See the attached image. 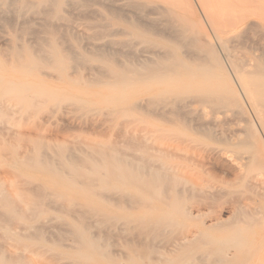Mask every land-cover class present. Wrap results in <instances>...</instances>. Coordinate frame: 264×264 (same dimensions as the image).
Listing matches in <instances>:
<instances>
[{
    "label": "bare ground",
    "instance_id": "obj_1",
    "mask_svg": "<svg viewBox=\"0 0 264 264\" xmlns=\"http://www.w3.org/2000/svg\"><path fill=\"white\" fill-rule=\"evenodd\" d=\"M1 1H3L8 7H13L19 10L20 11L19 13H21V15L23 14L22 12H24L23 10L26 8H27L26 10L28 11L29 10L28 8L41 7L42 12L45 13V15H47L48 17V20L46 22L44 21V24L40 26L41 31L38 30L39 32L37 35V41L34 46H31L26 43H20L18 41H15V43H12L11 41L10 42L12 44L11 48H10V44L7 45L10 48L9 49L10 55H12V57L15 60L14 62L16 63L15 67L21 66L26 71L28 70L29 72L28 75L30 73L40 71L38 74V78H40L39 80L40 83L39 84L36 83V85L34 86L25 84L24 82L13 83L14 81L13 79H16L13 77L11 78L13 80L11 81L12 83L9 81L10 83L7 84L4 78L5 82L3 81L4 83H1V84H3V86L7 84L6 93L10 94V96L12 95V97L9 96L11 101L14 100V98H16L18 99L19 102L17 100L16 101L20 104L21 102L20 99L22 97H19L20 98L19 99L17 95L20 94L19 91H23L24 89L25 90L28 89L27 91H29L30 88L32 90L34 89L33 92L35 93L48 90V88H50L51 86L49 87V83L47 79L58 80V82H60L61 78L74 75V78H75L74 81H77L75 85L82 84L81 82H86L87 86H90L92 84H98L100 87L107 86L108 90H110L108 87L112 89L110 90L111 91L110 94L103 96V98L105 99H101V97L100 99L102 101L106 100L110 104L114 105V108H112L113 116L122 114L123 110L124 111L125 110L126 111L136 110V112L139 111L138 113H141V115L144 116L145 120H143L144 121L143 122L139 118L140 116H138L137 119L134 118L136 119V122L134 120L135 125L139 124L137 120H141L144 124L145 121H148L149 117H151V119L149 120H152V118L156 119L163 125L165 124L172 125V128H170L171 131L166 130V129L162 130L161 127H157L158 131L162 130V133L164 132L163 135L160 133L158 137L168 138V140L171 141L166 146L163 147L164 148V150L162 149L163 151L162 150L158 151L157 155L155 154L156 152L154 153V155H152L153 151L152 152L150 151L151 155L149 156L148 155L149 150L147 151V149H146V153H148L147 154L148 156L143 153L142 155L136 154L137 150H135V148L133 147H132L133 149L132 148L130 149L136 151L135 153H133L134 156L132 154H131L132 156H129L130 154L128 155V153L124 154L123 152L117 149H105V148L92 149L89 147L91 150H87L88 148H85L86 151H79L78 149H74L71 147L74 145H70V148L69 146L68 148L56 146L58 148L54 147L56 149L52 150L51 147L53 146L46 144L44 147L47 146V148H50L51 151H49L50 149H48L47 151V148L46 149L43 148V150L40 148L39 150L36 149L38 152L37 151L35 152V150L32 151L34 149L33 148L31 149V152H32L31 153L29 152L30 151L29 150L28 151L29 156L27 154L24 161L20 160L19 162L16 163V166L25 167L27 169H35L36 171L38 170L40 172L47 173L48 177L46 178V180H50L54 185H58L59 187H61V190L58 189L57 191V192H60L59 194L57 193L59 196L66 197V195H68L70 192L71 193L73 192L71 195H74V192H75L76 194H78V196L80 195L84 197V201L86 203V205L85 203H82L83 205L81 206L79 205L80 207L79 211L74 210L73 215L76 219L75 220L76 224L75 225L71 224L70 225L72 226L71 228H69L70 226L63 228V226H66L65 223L63 222H66L67 224V221H63V222L60 221L62 222V225L60 223L58 228H59V231L61 230L60 227L62 228V230L60 232L58 230H56V233L54 232L55 236H57L56 238L58 239V237L60 236V239H65L66 241L67 239L69 240L72 237L71 239L74 240V243H75L74 248L76 247L75 248L76 250L75 249L74 250L77 253H78L77 251L78 249L88 248V252L91 251L93 254L90 253L92 257H89L90 259L88 258L86 262L83 259L84 260V262H82L83 264L88 263L89 260L93 261L94 259H98L102 261V259L105 260L104 258H108V259L111 258L110 260H112L114 264H121L120 262L121 259L118 260V257L116 256V254H115L116 257H114L113 253H112L113 255L111 254V251L116 253V251L112 248L116 246L115 244H117L119 247L120 240L122 238L121 234L114 232L115 234H117L116 236L120 234L119 235L120 238L118 240V243L114 242V246H113L111 245V242L113 243V241H111L113 238L110 237L108 232L110 233V231L113 230L112 227L116 225V223L120 221L122 217L117 215L115 212L114 214L113 212L109 213L108 209H104L100 205L103 204L107 206L108 208L109 207H119L121 209L120 213L124 209L123 208L124 206L129 208L128 210H134V211L136 209L146 207V209H148L150 212V214L148 213V215H150L148 216V218H145V217L139 218V217H142L141 216L142 213H143V216H146L144 215L145 210L142 209L143 211L140 212L141 215L140 216L136 215L139 218L137 219V223H136V220L134 221V218L132 220V218L129 215L125 217L124 219L126 220V222L131 221L133 224L135 222V225H136L134 227L136 231L135 235L139 236V237L137 236L138 241L137 239H135V242H134V240L133 241L131 240V236L133 237V232L135 231L132 229L133 231L132 233H130L131 236H129L128 231L125 232L126 233L125 235L127 236L123 237L125 238L124 240H126L125 241L126 243L125 242L124 243L127 244L128 243L127 240L128 241L129 239L131 240V242L127 244L128 253L126 252L129 255V258H132L133 255L135 254H138L137 258L145 262V258L147 257V254H149V257L151 256L150 264H187L188 260H191V262H194L195 264L197 263L199 264H202V263H206V264H249V263L250 264H264V256H263V251H264V239L263 238L264 237L261 236L262 240L258 242L256 241V246H255L254 241L253 243H250V241L247 239V234L252 229H254L256 226L263 224L264 222V212L261 210L262 208L261 209H249L245 207L244 205L240 206L241 205L240 204L239 206L235 207L234 210L231 211L230 216H225V213L227 212L229 207L227 206L228 202L223 200L224 196L222 192L221 194H217L215 191H208L202 187H199L197 184L191 182V180L189 181L184 178H180L178 176L181 172H184V170L189 166V164H191L190 163L192 162L191 154L195 152L198 149V147L200 146L203 147L204 145V142L202 141L203 145L199 146L201 140H197L198 138L196 136L218 138L217 137L218 133L220 132V130L222 131L221 125L219 124L217 120L213 121L214 118H212V120L210 119L211 121L204 119V114L202 113V111L206 107H210V109L211 108L213 109L223 108L226 111L228 110L229 112H231V117L234 120L233 122L236 125V128H232L229 126L230 128H228V130H230L231 133L235 137H241V135L246 136V137L244 136L245 138L241 140L242 143L240 142L241 144L239 145L243 144V145L251 146L252 141H254V140L251 141L250 137L254 136L255 135L254 132L256 131H255L254 126L252 125V122L251 123L249 122L250 120L247 117L249 113L248 111L252 112V113L250 112L251 116L254 115L258 125L260 126L264 134V0H196L198 6L196 5L195 0H172V1H175L173 3H176L180 7L187 9V13L188 12L192 14L199 13V15H201L200 20H198L197 22L196 27L191 26L188 23V20L192 21L193 19L191 20V18L186 17L188 19L186 21V19L181 18L175 15V13H173L172 8L173 7L175 8L174 6L175 4L173 5L171 0H78L80 4L89 7L90 9L89 12L91 13L88 12V14L90 15L92 14L93 18H95L98 24H100V26H102L103 29L105 30L104 32L105 34H104L101 31L102 27H100L101 29L99 30L101 31L100 34L105 35V36L102 35V37L104 36L103 38L106 37V34L107 36L108 35L109 36L111 35L112 36H122L123 35L124 37H127V39L121 40L119 43L115 39H113V41L109 40L110 42H113V44L117 42L120 46V49H113L114 47L113 48L110 47L112 46L110 44L109 45L110 49L106 47V49H104L103 51H98V52L90 51V52H93L92 56H89L86 53L75 51L74 50L75 48L67 49V47L74 45L67 40H66L67 42L65 43L62 42L64 40L61 41L62 44L64 43L63 45H65L66 48L60 49L56 47L58 46L56 44L58 43L56 42L57 38L60 39V36L66 38L68 37L69 34H70V37L72 36L71 33H68L66 31V29L63 30V32L61 31L62 29H60V26L62 24L58 26L56 23L53 22L54 19H59V20L63 19L64 11H66L65 6L66 5L70 6L69 4L70 0H1ZM1 5L2 4L0 3V7ZM74 9H76V7ZM4 10H2L3 13H4ZM2 11L0 10V12ZM71 11L74 12L73 9ZM4 15H6V13ZM41 15L43 14L41 13ZM84 18H85V15H84ZM3 19L4 18H2V20ZM6 19H10V18L7 17ZM15 21L17 20L15 19ZM72 21H75V19ZM35 25L37 26V24ZM10 26L11 28H13L12 25ZM62 26L66 28L64 24ZM67 26L69 27V25ZM94 27L95 25L93 26V28ZM23 29L28 30V28L27 27L24 28V26H23ZM31 29H32L31 27L29 31L27 30L20 31V29H18L19 30L18 32L22 33L26 31L25 33L28 32L29 34L31 32ZM34 30L35 32L34 31L33 32L37 33L36 29ZM42 32L43 33L45 32V33L39 34ZM62 34L64 36H62ZM151 37H157L158 39H162L163 42L153 43L151 42ZM79 39H81L79 42L81 43L83 39L82 38H79ZM68 42L70 43V46L69 44L66 45V43ZM145 42H148L149 45L145 44L146 46H143L142 44ZM90 44H93V43H90ZM94 44L99 46V44L97 43H94ZM98 46H95V48ZM59 47H61V45ZM100 47L101 46H99V48ZM0 54H1V51H0ZM5 55L6 54H4L3 52L1 56H5ZM91 59L100 60L102 61V63H104V65L99 68H97L98 66L96 67L95 65H93L92 67L95 66L96 69L94 67L93 69L90 70L87 67V65L89 64L88 61H90ZM83 66L84 67L86 66L89 70V72L87 71L89 74L86 76H81L80 74L81 67ZM19 69L21 68L19 67ZM44 69L49 70V73L48 72L45 73L43 71ZM2 72L4 71L2 70ZM21 73L25 74V76L27 77L26 75L27 72L24 73L23 71ZM45 74L47 76L44 78L40 76V75L45 76ZM29 76L31 77L32 74H30ZM33 76L32 78H35ZM35 76L37 78V75ZM17 82H20V80L19 81L17 80ZM27 83H30V81ZM3 86L1 85V87ZM4 88L6 87H3V89ZM53 88H56V87H53ZM83 89L86 90L87 88H83ZM79 90L80 89H78V91ZM3 91L4 90H2V92ZM17 91L19 92V94H17L18 93ZM27 91L25 92L26 94H27ZM102 92L104 93L106 91L104 90ZM80 93L81 92H79L78 94ZM3 94H5V92ZM47 94H48L47 96H49V93ZM81 94H83V92ZM131 94H141L143 96L142 98H140V100H138V102L136 101L137 103H130L129 99H130ZM89 96L90 95H88V99H89ZM1 97H3V95ZM4 97L6 98V96ZM9 97L7 95L6 99H8ZM85 97H87V95ZM3 98L1 99L3 100ZM30 99L33 101L34 98L32 97ZM43 99H44V102L48 100V99L46 100L45 97ZM26 101H28V99ZM34 101H36V99ZM88 101H91V100L89 99ZM22 104H20L21 107H22ZM78 104L81 107L77 106L76 107L77 109H75L76 111H78V109L88 108L87 106L88 103L85 101H79ZM27 105H30V104L28 103ZM36 105L31 104L32 108H34ZM56 105H60L59 101H58V104ZM247 105L249 106L248 108H250V110H248ZM28 107H25V108L28 109ZM36 107L35 109H32V108L30 109L38 110ZM90 109H91L90 111L93 113L94 109L92 108ZM213 109L211 111L217 114V112H215ZM100 111L101 110L99 109L97 113ZM222 111L220 113L223 114L224 111L223 112ZM0 112H2L3 114V111H0ZM82 113L83 111L80 114L81 116H82ZM2 114L0 113V115ZM6 114L4 112L2 117L7 116ZM135 114L137 116V113L133 112V116L131 117L133 118ZM125 115L128 116L127 114ZM113 116H110V117L113 118ZM117 117L119 119L120 116H117ZM131 117L129 114L127 118H130V120H132ZM226 117L227 116H225V118ZM246 118L248 120H246ZM241 121H245L246 123L241 124ZM112 122L114 121L112 120ZM131 122L133 123V121ZM227 123L228 122H226V124ZM253 123H255V121ZM257 123H255V125ZM258 125H256L257 129H259ZM143 126L147 128V124ZM182 126L185 127V129L183 128L184 130H182V132L179 131L181 133L180 134L177 129H179ZM151 127H153V125H151ZM261 130H259V132ZM183 131L185 132V134H182ZM228 136L229 138L223 136L225 138V139L223 138L224 142L226 140L227 142H229L230 140H232V138H234L233 136L231 137L230 135ZM131 137L133 138V136ZM194 137H196L197 139H195ZM262 140H264L263 137H262ZM45 141L46 140H44V142ZM132 141L133 140H131V142ZM39 144L41 146V144H45V143L40 142ZM132 144L135 145L136 143L133 142ZM205 144L207 143L205 142ZM257 144L258 143H256V147H257ZM233 145H235V143ZM116 146L118 145L116 144ZM113 147H115L114 144H113ZM140 147H138L137 149L141 150ZM259 147L261 146L259 145L258 148ZM121 148L123 147L121 146ZM126 148L127 149H125V151L127 152L129 147H126ZM214 148H207V149H214ZM248 148L250 149L249 146ZM261 148H264V147H261ZM246 149L244 148V151ZM11 150L13 151L14 147ZM144 150L145 149H143V152ZM250 150H248V152ZM214 151L216 150L214 149ZM16 152H18V150ZM33 152L35 153L33 154ZM13 153L16 155L15 151H13ZM30 153L32 154V156ZM261 153H259L258 155L260 156ZM248 154L251 155V151ZM262 155L263 154H261V156ZM254 156H253V159H254ZM257 158L259 159L260 157L256 156V159ZM246 159H247L246 162L242 161L244 163L243 164L241 163L238 166L241 171L244 168L246 169L247 167L249 171L251 167V166L249 167L250 165L249 163L250 161H252V156H249ZM258 162L256 163H258L259 165L255 163L253 168L255 167V165L258 167L260 166L261 168L260 170L263 174V176L262 175L261 176L264 177V158L263 159L260 158ZM13 164L15 165V163ZM256 168L257 167H255V169ZM260 170L258 169V172ZM89 171H92V172H89ZM248 171L246 170V172L249 174ZM254 171H257V170H254ZM18 173L14 175L20 176L19 175L20 173L19 174ZM243 173H244V170H243ZM21 174L24 175L26 173H22L21 171ZM18 176L16 179H19L17 181H19L18 183H20L18 184L19 186L18 188L20 189V185L24 181V178L21 179V176L20 178ZM32 178L31 180L32 182H34L33 181L34 178L33 179ZM27 179L28 178L25 179L24 184L21 186L22 188L23 186L26 185ZM27 184L29 186L28 187L26 185L28 189L33 187L29 185V182ZM102 184H105V185L107 184L108 187L106 189H104L105 186H103L104 188L103 187L101 188L100 185L102 186ZM54 185L51 184V186H54ZM45 186H47L50 189V187L47 184ZM126 186H129V187L132 186L136 188L138 192L134 190L132 187H130L135 191V194L133 193L134 191L132 189L131 190L133 192L130 191L131 193H129L128 192L129 190H124V187ZM47 187H44V188H47ZM40 188H41L40 185L39 187L38 186L35 188L33 187L29 190L30 192L24 188L23 189L25 191L24 190L22 191L21 189V192L23 193L25 198H27V196L25 195L27 192L31 197H33V198L31 197L29 198L30 200L33 199L31 200L33 201V205H30V213L31 215L36 216V217L41 214L42 209H43L42 205H45L46 206L45 208H47L48 207L47 205H49V203L50 205L54 203L55 205L59 204L60 206H63L64 204V201L59 202L55 198L52 199L50 195H48L51 193L53 194L54 191L50 193L47 192L48 193L47 194L45 190H43L42 188L40 189ZM49 189L48 191H52L51 189L50 190ZM246 189L248 190V188ZM5 192L2 190L0 186V209L3 210V212L0 210V212H2L0 213V222H2V226L4 223H5L4 225L9 224L8 228L13 229L14 224L17 223L15 225V227H17L19 223L17 220L18 218H20L21 220L23 218L24 220L25 210L23 209L24 211L21 212L22 209H19L16 206V203L12 201L13 199H10V197H8ZM24 192L26 193L24 194ZM138 193H140V195H138ZM227 193L230 194V192H227ZM218 195H222L223 197L222 196H219V197L223 199L221 200L218 197ZM254 195L250 193L249 196L251 197L253 196L254 198ZM260 196L261 194L259 195L260 199L264 198V195H262L263 196L262 198ZM239 197H241V195L238 196V198ZM94 198H96V200H94ZM189 199H194L195 202H197L198 200L201 205H205L206 210L208 211L207 216H206L207 212L203 214V212H201V209L198 210L199 212L195 213V211L192 208H185L183 205L185 201H188ZM243 199H245V197H243ZM71 200H74V199H71ZM97 202H101L100 205ZM79 207L75 206L76 209ZM135 207L137 208L135 209ZM162 207L168 208V211L167 210L165 211ZM169 207L174 208L172 210H175V211H172V213L169 212ZM49 208L50 206L48 207V211H51L49 210ZM53 208L55 207L51 205V209ZM75 208L72 207V209H75ZM70 209H68L69 212H70ZM55 210L53 209V212L57 214L59 213V210L61 209L57 210L56 212ZM64 210H65V207H63V213H66L67 211H64ZM44 211L46 212L47 210H44ZM177 213L179 216L183 217V219H189V220H192V219L194 220L195 218L199 220L198 219L199 216H202V219H200L199 221L201 222L199 228L196 229L195 231L184 229L186 233L184 231V233H182L181 235L178 234V237H177V234H175L176 237L175 238L173 237L174 239L172 240L167 239L168 242L165 240V242L167 243H165L164 247H162L163 245L160 246V248L162 247V249L156 248V247H159L160 244L164 243L160 239L162 243L160 244L158 243L159 245H156L160 237H164L169 231L172 232L174 230L177 231L176 229L178 230L182 229V228L176 227V223L178 224L179 221L177 219L175 223L176 218L174 217V214L176 216ZM22 215H23L22 218L18 217ZM124 215H127V214H124ZM70 216H72V213L70 214ZM131 216L135 217L134 215H131ZM204 216L205 218H203ZM48 217H51V216H48ZM26 218H28V215L26 216ZM33 218L34 217H32V220L27 219L28 220L27 222L34 221L35 219L33 220ZM37 218H40V217H37ZM42 218L43 217L41 216L40 219ZM90 218L91 219L96 218L97 222L99 223V227L102 224L111 225L109 228L112 230L108 231L109 230L108 229L105 232L104 231L105 225H104V227L102 226L104 228V229L102 228L103 231L105 232L104 233L97 226L96 229H99L100 233L101 231L103 232L102 234H100L101 235L100 236L98 234L99 230L98 232L97 231L94 232V229L91 231L93 223L90 224L91 222L89 221L91 220ZM207 219H209V221H207ZM40 221L39 222L36 221L37 223L35 225L37 226L38 224V227H35V228L33 227V229H35L33 230V232L34 231L35 232L32 234L29 232L31 234V237L33 235L34 236L36 235L37 238L38 237L40 238L41 236L43 237V230L41 228L42 227L45 228L46 226L44 224H47V223L43 222L42 220ZM48 221H50V218L48 219ZM11 222L14 224H11ZM126 222L123 223L124 225H122V222H121L120 225L126 227L128 223ZM31 223L33 226V222ZM118 223L117 225L119 226ZM25 226L18 225L19 229L22 227H24V229L25 228L27 229V227ZM3 227L5 228V226ZM93 227H94V224H93ZM118 229L121 230V228H118ZM47 231L45 230L44 232L47 233ZM53 231L54 230H52V232ZM58 232L61 234H59ZM93 232L96 234H94ZM0 233L2 232L0 231ZM9 233L10 232H8V234ZM18 233L19 232H16V234ZM21 233L22 232L19 233L20 237L22 234H25V233H22V234ZM29 233H26V234L30 235ZM105 234H106V237L109 236L111 240L109 238H106L105 236H104L105 238H103L102 235H105ZM110 234L112 235L113 231ZM55 236L53 237L55 238ZM66 236L68 237L70 236V238ZM169 236L170 235L168 234V237ZM2 237H0V239H2L1 242L2 241L5 242L6 240L8 241L9 236L7 237L6 240H4L5 237L3 238ZM24 237L26 238L27 236H24ZM47 237L48 236H46V238L44 239L42 238L43 241L45 239L47 240ZM126 237H128V239ZM168 237L165 236L164 238L166 239ZM14 238L17 241H14L13 238L11 239L9 237L10 240L17 242L19 246L24 244V247L26 248L28 246H31L33 250L35 249L32 245L24 242V239L22 238L19 239L22 242V244H19L21 242L18 240L19 237L17 235ZM115 238L118 239V237H115ZM60 239L58 240L60 241ZM50 240L49 242L52 243ZM7 241L6 243L8 244ZM107 241L112 248L108 246V244H106ZM12 244L13 243H11V245ZM123 244L121 243L120 245H122V247L124 248L126 245L124 246ZM14 246H16V244ZM19 246H16V247L19 248ZM39 246L40 245L38 244V248ZM54 246L56 250L57 245L54 244ZM6 247L7 246L5 244H1L0 250L4 251L3 248L5 249ZM108 247L111 248L110 253L108 251ZM19 249H21L22 251V248H19ZM231 249H234L232 250L234 251L233 253L230 251ZM123 250H125V248ZM1 251H0V264H28L27 260L24 257L22 258V255H24L22 253H20V255L22 254L21 256H19V254L17 255L18 257H21V258H18V257L12 258L11 257L12 255L10 257L7 256L9 254L7 253L6 250H5L6 255L2 253ZM229 251L232 253V256L229 255ZM50 252H53V251H50ZM59 253L63 254L61 251ZM121 254L124 255L123 252H121ZM63 255H66V254H63ZM118 255H119V252H118ZM127 256L123 257V259L126 258ZM53 258H56V257H53ZM129 258H126V259L129 260ZM73 259L75 260V258ZM80 259L81 258H79V260ZM126 261L124 263L128 264L129 262L126 263ZM129 261H133V260L131 259ZM133 263H129V264H133Z\"/></svg>",
    "mask_w": 264,
    "mask_h": 264
},
{
    "label": "rangeland",
    "instance_id": "obj_2",
    "mask_svg": "<svg viewBox=\"0 0 264 264\" xmlns=\"http://www.w3.org/2000/svg\"><path fill=\"white\" fill-rule=\"evenodd\" d=\"M172 1V0H171ZM173 2H175V1H172V3ZM195 2H196V0H195ZM0 3L2 4L1 5V7H0V10L2 11V10H4V13H3V11L2 12H0V51H1V54H0V75L2 76H0L1 78H0V87H1V85L3 86V84H1V83H4L5 81H6V83L7 84H9L11 81H13V83H22V82H24L25 84H29V85H31V86H34V85H36V83H40V78H38V74H39V72L40 71H36V72H33V73H30V74H32V76L34 75V73H35V75H37V78H36V76L34 75L33 77H35V78H32V76L30 77L29 75H28V70L26 71L23 67H21V66H19L21 69H19V67H15V64L16 63H14L15 62V60H14V58L12 57V55H10V51H9V49L11 48V46H12V44L10 43L11 41H12V43H15V41H18V42H20V43H26V44H29V45H31V46H34L35 44H36V41H37V35H38V32L39 31H41V29H40V26H42L43 24H44V21L46 22L47 20H48V17H47V15H45V13H43L42 12V9H41V7H35V8H28L29 10L27 11L26 9H24L23 11L24 12H22L23 14L21 15V13H19L20 11L19 10H17V9H15V8H13V7H8L3 1H1L0 0ZM69 4H70V6L69 5H66L65 6V10L66 11H64V17H63V19H54V23H56L58 26H60L61 24L63 25H65L66 26V28L64 27V26H60V29H62L61 31L63 32V30H65L66 29V31L68 32V33H71V37H70V34L68 35V37H61L60 36V39H56V42H58V43H56L58 46H56L57 48H60V49H64V48H66V46L65 45H63L65 42H67V41H69L70 43H72V44H74V45H71L70 46V43L68 42V43H66V45L67 44H69V46L70 47H67V49L69 48H72V49H74L75 51H78V52H82V53H86L87 55H89V56H92V54H93V52H90V51H96V52H98V51H103L104 49H106V47L108 48V49H110V47H114L113 49H120V46H119V42L121 41V40H124V39H127V37H124L123 35L122 36H107V34H106V37L105 38H103L105 35V30L103 29V27L102 26H100V24H98V22H97V20L95 19V18H93V15L91 14H88V12H89V7H87V6H84V5H82V4H80L79 2H78V0H77V2H76V0H70L69 1ZM175 4V5H174ZM173 5L175 6V8L173 7ZM173 5H172V11H173V13H175V15H177V16H179V17H181V18H184V19H186V21L188 20L186 17H188V18H191V20L193 21H189L188 20V23L191 25V26H194V27H196L197 26V22H198V20H200V17H201V15H199V13L197 14V13H187V9H185V8H182V7H180L178 4H176V3H173ZM196 5L198 6V4H197V2H196ZM68 6H69V8H68ZM79 6H80V8H79ZM176 6H178V7H176ZM76 7V9H74ZM87 7V8H86ZM40 9H41V11H40ZM74 10V12H72L71 10ZM10 12H9V11ZM14 10V11H13ZM16 10H17V12H16ZM12 11V12H11ZM34 11V12H33ZM35 11H37V12H39V13H37V12H35ZM69 11V12H68ZM9 12V13H8ZM27 12V13H26ZM71 12V13H70ZM6 13V15H4ZM25 13V14H24ZM37 13V14H36ZM41 13L43 14V15H45V16H43V15H41ZM69 13H70V15L72 14V15H74V16H70L69 15ZM89 13H91V12H89ZM182 13V14H181ZM184 14H186V15H184ZM190 14V15H189ZM196 14V15H195ZM84 15H85V18H87V19H85L84 18ZM184 15V16H183ZM191 15H192V17H191ZM92 16V17H91ZM7 17H9L10 19H6ZM46 17V18H45ZM67 17V18H66ZM71 17V18H70ZM75 17H77V18H75ZM2 18H4L3 20H2ZM13 20H12V19ZM15 19L17 20V21H15ZM42 19H44V20H42ZM74 20L75 19V21H72V20ZM30 20V21H29ZM23 21V22H22ZM33 23H32V22ZM69 21V22H68ZM12 25V27L13 28H11V26L9 25ZM18 23H19V25H18ZM40 23H41V25H40ZM94 23H96V24H94ZM8 24V25H7ZM35 24H37V26L35 25ZM90 24V25H89ZM14 25V26H13ZM32 25V26H31ZM34 25V26H33ZM67 25H69V27L67 26ZM95 25V27L93 28V26ZM23 26H24V28L25 27H27L28 28V30L27 29H23ZM29 26V27H28ZM71 26V27H70ZM72 26H74V27H72ZM4 27V28H3ZM9 27V28H8ZM18 27V28H17ZM30 27L33 29H31V34L33 33V34H35V35H31L30 33L28 34V32L27 33H25V32H18L19 30L18 29H20V31H24V30H27V31H29L30 30ZM36 27V28H35ZM100 27H102V30L100 29ZM2 28V29H1ZM42 28V27H41ZM12 29V30H11ZM34 29H36V32L37 33H34L35 32V30ZM17 30V31H16ZM39 30V31H38ZM71 30V31H70ZM99 30H101L104 34H100L101 33V31H99ZM34 31V32H33ZM13 32V33H12ZM16 32H17V34H16ZM62 32H60V33H62ZM65 32V31H64ZM24 33V34H23ZM45 33V32H44ZM43 32L42 33H39V34H44ZM76 34H77V36H76ZM19 35V36H18ZM23 35V36H22ZM30 35V36H29ZM102 35H104L103 37H102ZM23 38H21V37ZM62 36H64L63 34H62ZM81 36V37H80ZM25 37V38H24ZM122 37V38H121ZM62 38V39H61ZM63 38H65V39H63ZM75 38V39H74ZM79 38H82L83 40L81 41V43H79L80 42V40L81 39H79ZM29 39H31V40H29ZM36 39V40H35ZM97 39V40H96ZM113 39H115V40H117L118 41V43L116 44H113V42H110L111 40L113 41ZM23 40V41H22ZM62 40H64V41H62ZM67 40V41H66ZM88 41V43H87V41ZM110 40V41H109ZM158 40V41H157ZM64 42L63 44H62V42ZM92 41V42H91ZM109 41V42H108ZM61 42V43H60ZM97 43V44H99V46H101L100 48L102 49H100L99 48V46L98 45H96V44H90V43ZM106 42H108V43H105ZM151 42H153V43H161V42H163V40L162 39H158L157 37H151ZM87 43V44H86ZM10 44V48H9V46H7V45H9ZM79 44V45H78ZM112 45V46H110L109 47V45ZM145 44H147V45H149V43L148 42H145V43H143L142 45L143 46H146ZM61 45V47H59ZM81 45V46H80ZM106 45V46H105ZM75 46V47H74ZM84 46V47H83ZM95 46H98V47H96L95 48ZM83 48V49H82ZM112 49V50H113ZM3 50V51H2ZM3 52H4V54H6L5 56H1L2 54H3ZM8 52V53H7ZM8 54V55H7ZM10 56V57H9ZM9 58V59H8ZM11 58V59H10ZM9 62H8V61ZM14 60V61H13ZM5 61V62H4ZM8 63V64H7ZM89 63V64H88ZM88 65H87V67L91 70V69H93L95 66L97 67V68H99V67H101V66H103L104 65V63H102V61H100V60H97V59H91L90 61H88ZM97 64V65H96ZM93 65H95L94 67H92ZM3 66V67H2ZM2 67V68H1ZM86 66L84 67H81V76H86V75H88L89 73V70H88V68H87ZM96 67H95V69H96ZM2 70L4 71V72H2ZM13 70V71H12ZM47 69H44L43 71L46 73V72H48L49 73V70H47ZM23 72L24 71V73L25 72H27V77L25 76V74H23V73H21V72ZM88 71V72H87ZM22 76V77H21ZM26 78H25V77ZM29 76V77H28ZM41 77H46L47 75L45 74V76L44 75H40ZM8 77H9V79H11L12 77L13 78H16V79H11V80H9L8 79ZM20 77V78H19ZM4 78H5V81H4ZM16 80V81H15ZM17 80L19 81L20 80V82H17ZM24 80V81H23ZM27 80H29L30 81V83H27V82H29V81H27ZM75 80V78H74V75H72V76H69V77H64V78H61L60 79V82H58V80H52V79H47V81H48V83H49V87L50 88H48V90H46V91H42V92H38V93H35V92H33L34 91V89L32 90L31 88H30V92L29 91H27L28 89H24L23 91H19L20 92V94H19V92L17 93V94H19V95H17L18 96V98L19 97H22L21 99H20V101L23 103H21L20 102V104H22V107H21V105L18 103L19 101H18V99H16V98H14L15 97V95H14V100H12L11 101V99H10V97H12V95L10 96V94H7L6 93V89H7V84H5L3 87H6V88H4L3 89V87H1L0 89H2V90H4L3 92H2V90H0V111H3V114H4V112H5V114L8 116V114H9V116L7 117V116H4V117H2V112H0L2 115H0L1 117H0V186H1V188H2V190L6 193V195L8 196V197H10V199H13L12 201L14 202V203H16V206L19 208V209H22V211L21 212H23L24 210H25V216H24V220H23V215L22 216H18V217H21L22 218V220L20 219V218H18L17 220H18V225L19 226H25V227H27V229L25 228L24 229V227H22V228H20L19 229V227H18V225H17V227H15V225L17 224H14V223H12L11 222V224H14V226H13V229H11V228H8L9 227V224H6V225H4L3 224V226H5V228L2 226V222H0L1 224H0V231L3 233H0V234H2V235H0V237H5L6 235V237H5V239L4 240H6L7 239V237L9 236L11 239L13 238V240L14 241H17L14 237L17 235L19 238H18V240L20 239V238H22V239H24V242H26L27 244H30V245H32L35 249L33 250V248H31V246H28L27 248L26 247H24V244H22V242L21 243H19V244H22V245H18L17 244V242H14V241H12V240H10L9 239V237H8V244L6 243V241L5 242H1V240L2 239H0V243L1 244H5L7 247V249L5 248H3V250L4 251H1L2 253H4L5 255H6V251H7V253L9 254V255H7V256H11L12 258H17L18 256V254H19V256H21L22 254H26L25 256L24 255H22V258L24 257L26 260H27V262H28V264H83L82 262H84V260H85V262H86V260L89 258V257H92L91 256V254H93L91 251H89L88 252V248H83V249H78L77 251H78V253L75 251L76 249V247L74 248V246H75V243H74V240H72L71 238H70V236L68 237V236H66V237H68V238H70L69 240L67 239L66 241H65V239H60V236L58 237V239H60V241L56 238L57 236H55V233H56V230H58L59 231V224L61 223V225H62V222L63 221H67V224H66V222H63V223H65V225L66 226H63V228H65V227H69L71 224L72 225H75L76 224V222H75V217H74V215H73V212H74V210L75 211H79L80 210V207H79V205L81 206V205H83L82 203H85V201H84V197H82V196H78V194H76L75 192H74V195H71L72 193L70 192L68 195H66V197H61V196H59L58 194L60 193V192H57L58 191V189H60L61 190V187H59L58 185H54L50 180H46V178L48 177V175H47V173H45V172H40V171H36L35 169H27V168H25V167H19V166H16V163L17 162H19L20 160L21 161H24V159H25V157H26V155L29 153V152H31V149H33L32 151H34L35 150V152L37 151L36 149H42L43 150V148H47V146L46 147H44L46 144H48V145H52L53 147H51V149L53 150V149H56V148H58V147H67L68 148V146H69V148H70V145H74V146H71L72 148H74V149H78L79 151H86V149L85 148H88L87 150H91L90 148H92V149H99V148H105V149H117V150H120L121 152H123L124 154L125 153H128V155L129 156H132L133 155V153H135L136 151H134V150H132L133 148H135V150H137V153L136 154H141L142 155V153L143 154H148L149 156L151 155L150 154V151L152 152L153 151V153H152V155H154V153L157 155L158 154V151H160V150H164V146H166L169 142H171L170 140H168V138H159L158 136H159V134L161 133L162 135H163V133H162V130L163 129H166V130H169V131H171L170 130V128H172V125L170 124V125H168V124H165V125H163V124H161L159 121H157L156 119H153L152 118V120H149V119H151V117H149V119H148V121H145V123L147 124V128H145L143 125H146L145 123L143 124V120H145V118H144V116L143 115H141V113H138L139 111H137L136 112V110H128V111H124L123 110V112H122V114H119V115H116V116H113L112 115V108H114V105H112V104H110L109 102H107L106 100L104 101H102L101 99H105V98H103V96L104 95H107V94H110V90H112L110 87H108L110 90H108L107 89V86L105 87V86H102V87H100L98 84H92V85H90V86H87V84H86V82H81L82 84H77V85H75L76 84V82L77 81H74ZM4 81V82H3ZM10 81V82H9ZM25 81H27V82H25ZM33 81V82H32ZM12 83V82H11ZM83 85V86H82ZM9 86V85H8ZM30 86V87H31ZM60 86V87H59ZM53 87H56V88H53ZM70 88V89H69ZM72 88V89H71ZM83 88H87L86 90L85 89H83ZM52 89V90H51ZM56 89V90H55ZM77 89V90H76ZM78 89H80L79 91H78ZM98 89V90H97ZM103 89V90H102ZM68 90V91H67ZM106 91V92H102V91ZM27 91V94L25 93ZM77 91V92H76ZM5 92V94H3ZM29 92V93H28ZM79 92H83V94H78ZM31 93V94H30ZM47 93H49V96H47L48 94ZM42 94V95H41ZM46 94V95H45ZM3 95V97L4 96H6V98H7V95H8V99H6L5 97L3 98V97H1ZM30 95V96H29ZM38 95V96H37ZM44 95V96H43ZM81 95H83V96H81ZM87 95V97H85ZM88 95H90L89 96V99L92 101V103H91V101H88L89 99H88ZM135 95V96H134ZM16 96V97H17ZM29 96V97H28ZM35 96H36V98H35ZM40 96V97H39ZM44 98L45 97V99L47 100L46 102H44V99L42 98V97ZM51 96V97H50ZM132 96H133V98H132ZM138 96V97H137ZM142 96L143 95H141V94H131L130 95V99H129V102L130 103H137L138 102V100H140V98H142ZM34 98L33 99V101L30 99V98ZM47 97V98H46ZM55 97V98H54ZM57 97V98H56ZM100 97H101V99H100ZM106 97V96H105ZM1 98H3V100L1 99ZM64 100H62V99ZM28 99V101H26ZM36 99V101H34ZM55 99V100H54ZM61 99V100H60ZM4 100H6V101H4ZM18 102H17V101ZM57 103H56V102ZM58 101H59V103H60V105H56V104H58ZM79 101H85V102H87L88 104H87V106H88V108H82V109H78V111H76L75 109H77L76 107L77 106H79V107H81L79 104H78V102ZM137 101V102H136ZM33 102V103H32ZM96 104H95V103ZM30 104V105H27V104ZM56 103V104H55ZM73 103H75V104H77V105H75V104H73ZM8 104V105H7ZM31 104L32 105H36L35 107L38 109V110H32V109H35V107L34 108H32V106H31ZM41 104V105H40ZM55 104V105H54ZM247 104V103H246ZM75 105V106H74ZM2 106V107H1ZM29 106V107H28ZM31 106V107H30ZM25 107H28V109H26ZM41 109H40V108ZM107 107V108H106ZM122 107V106H121ZM249 106L247 105V108H248ZM1 108H2V110H1ZM30 108H32V109H30ZM46 108V109H45ZM90 108H92V109H97V110H95V112L97 113V111H99V109L101 110L100 112H98L97 114L94 112V110H93V113L90 111L91 109ZM109 108V109H108ZM30 109V110H29ZM207 109V110H206ZM213 108H211L210 109V107H206L203 111H202V113L204 114V119H206V120H208V121H211L212 120V118H214L213 119V121L214 120H217L218 122H219V124L221 125V128H222V131L220 130V132L218 133V138H214V137H201V136H196V137H194L195 139H197V140H201V142H200V144H199V146L200 145H203V142H204V145H203V147L202 146H200V147H198V149L195 151V152H193L192 154H191V161L192 162H190L191 164H189V166L184 170V172H181L178 176L180 177V178H184V179H186V180H191V182H193V183H195V184H197L199 187H202V188H204V189H206V190H208V191H215L217 194H221V192H222V194H223V196H224V199L223 198H221V197H219V196H222V195H218V197L222 200H224V201H227L228 203H227V206L229 207V209L227 210V212L225 213V216H230V214H231V211L232 210H234V208L235 207H237V206H239L240 204V206H242V205H244L245 207H247V208H249V209H261L263 212H264V198H262L263 196L262 195H264V177H262L263 176V174H262V172H261V168H260V166L258 167V166H256L255 165V167H257L260 171V173L258 172V169L256 168L255 169V167L253 168V166H254V164L256 163V162H258V160H260V158L261 159H263L264 158V148H261V147H264V140H262V137H263V139H264V134H263V132H262V130H261V128H260V126L258 125V123H257V121H256V119H255V117H254V115L253 116H251V111H248L249 113H248V119L250 120L249 122L251 123L252 122V125L254 126V128H255V131L256 132H254L255 133V135L254 136H252V137H250V139H251V141L252 140H254V141H252V145L250 146V145H239V144H241L242 143V139H244L246 136L245 135H241V137H235L232 133H231V131L230 130H228V128H230V127H232V128H236V125L234 124V120H233V118L231 117V112H229L228 110L226 111L225 109H223V108H221V109H213L215 112H217V114L216 113H214V112H212L211 110H212ZM218 110V111H217ZM224 112H223V111ZM248 110H250V108H248ZM29 111V112H28ZM83 111V113H82V116L80 115L81 114V112ZM223 112V114L222 113H220V112ZM77 112V113H76ZM127 112V113H126ZM133 112L134 113H137V116H136V114L134 115V117L132 118L131 116H133ZM211 112V113H210ZM251 112V113H250ZM213 113H214V115H213ZM230 113V114H229ZM90 114V115H89ZM110 114V115H109ZM125 114H127L128 116H129V114H130V117L132 118V120H130V118H127L128 116H126ZM216 114V115H215ZM84 115H85V117H84ZM126 117H125V116ZM110 116H113V118L112 117H110ZM117 116H120L119 117V119H118V117ZM124 116V117H123ZM138 116H140L139 118L143 121H141V120H137V122L139 123V124H137V125H135V122H136V119H137V117ZM225 116H227L226 118H225ZM7 117V118H6ZM114 117H115V119H114ZM146 117V116H145ZM5 118V119H4ZM134 118H136V119H134ZM144 118V119H143ZM254 118V119H253ZM211 119V120H210ZM223 119H225V120H223ZM247 118H246V120H248ZM112 120L114 121V122H112ZM134 120H135V122H134ZM146 120H147V118H146ZM223 121V122H221V121ZM118 121V122H117ZM131 121H133V123L131 122ZM228 122L227 124H226V122ZM255 121V123H257L256 125H258V127H259V129H257L256 127V125H255V123H253ZM151 122V123H150ZM248 122V121H247ZM132 123V124H131ZM143 125H142V124ZM231 123V124H230ZM246 122L245 121H241V124H245ZM225 124V125H224ZM151 125H153V127H151ZM124 126V127H123ZM155 126V127H154ZM163 126V127H162ZM230 126V127H229ZM135 127V128H134ZM148 127H150V128H148ZM157 127H161L162 128V130H159L158 131V129H157ZM225 127H227V128H225ZM143 128V129H142ZM155 128V129H154ZM185 129V127H180L179 129H177L178 130V132L180 131V132H182V130H184ZM119 129H121V130H119ZM257 129V130H256ZM157 130V131H156ZM227 130V131H226ZM259 130H261L260 132H259ZM179 132V133H180ZM185 132H186V130H185ZM185 132L183 131V133L182 134H185ZM181 134V133H180ZM11 135V136H10ZM228 135H230V137L231 136H233L234 138H232V140H228L229 142H227V140L224 142V137H228L229 138V136ZM262 135V136H261ZM18 136V137H17ZM128 136H129V138H128ZM131 136H133V138L131 137ZM141 136H143V137H141ZM224 136V137H223ZM245 136V137H244ZM20 137V138H19ZM127 137V138H126ZM131 137V138H130ZM135 137V138H134ZM139 137V138H138ZM256 139H255V138ZM224 138V139H223ZM227 138V139H228ZM20 139V140H19ZM25 139V140H24ZM100 139V140H99ZM136 139H138V140H136ZM203 139V140H202ZM217 139V140H216ZM44 140H46L45 142H44ZM103 140V141H102ZM104 140H106V141H104ZM131 140H133L132 142H131ZM144 140V141H143ZM196 140V141H197ZM221 140H223V141H221ZM81 141H83V142H81ZM139 141V142H138ZM203 141V142H202ZM215 141V142H214ZM218 141V142H217ZM233 142V144L235 143V145H233L232 144V142ZM259 141V142H258ZM45 143V144H41V146H40V144L39 143ZM129 142V143H128ZM133 142H135L136 144L134 145V144H132ZM142 142H143V144H142ZM205 142L207 143V144H205ZM227 142V143H226ZM230 142H231V144H230ZM237 142V143H236ZM241 142V143H240ZM263 142V143H262ZM202 143V144H201ZM222 143V144H221ZM224 143V144H223ZM255 143V144H254ZM256 143H258L257 144V147H256ZM35 144H36V146H37V148H36V146H35ZM113 144H114V146L115 147H113ZM116 144L118 145V146H116ZM142 147H140L139 145ZM143 146H142V145ZM34 145V146H33ZM55 145V146H54ZM110 145V146H109ZM123 147V148H121V146ZM137 145H138V147H140V149L141 150H138L137 148ZM148 145H149V147H150V149H149V147H148ZM239 145V146H238ZM261 146V147H259L258 148V146ZM56 146H58V147H56ZM112 146V147H111ZM124 146H126V147H129L128 148V150H127V152L125 151V149H127L126 147H124ZM245 146H247V147H245ZM248 146L250 147V149L248 148ZM13 147H14V150L13 151H15V153H16V155L13 153V151L11 150V149H13ZM49 147V146H48ZM54 147H56V148H54ZM80 149H79V148ZM83 149H82V148ZM90 147V148H89ZM98 147V148H97ZM120 147V148H119ZM133 147V148H132ZM205 147H207V148H214L216 151H214V149H207V148H205ZM226 147H228V148H226ZM246 149L245 151H244V148ZM8 148V149H7ZM119 148V149H118ZM130 148H132V149H130ZM205 148V149H204ZM222 148V149H221ZM224 148V149H223ZM253 148V149H252ZM255 148V149H254ZM257 148V149H256ZM6 149V150H5ZM48 149H50V148H47V151H48ZM51 149L49 150V151H51ZM143 149H145L144 150V152H143ZM146 149H147V151H148V153H146ZM226 149V150H225ZM258 149H259V151H258ZM10 150V151H9ZM18 150V152H16ZM30 150V151H29ZM162 150V151H163ZM232 150V151H231ZM248 150H250L251 151V155H249L248 153H250V151L248 152ZM256 150H257V152H256ZM29 151V152H28ZM131 151H132V153H131ZM229 151V152H228ZM252 151H253V153H252ZM255 151V152H254ZM35 152H33V154L35 153ZM38 152V151H37ZM130 152V153H129ZM246 152H248V153H246ZM261 152H263V153H261ZM32 153V152H31ZM30 153V154H31ZM241 153V154H240ZM256 155H255V154ZM259 153H261V154H263L262 156H261V154H260V156L258 155ZM10 154V155H9ZM132 154V155H131ZM135 154V155H136ZM248 154V155H247ZM253 154V155H252ZM127 155V154H126ZM147 155V156H148ZM155 155V156H156ZM255 155V156H254ZM17 156V157H16ZM28 156H29V154H28ZM27 156V157H28ZM31 156H32V154H31ZM134 156V155H133ZM240 156V157H239ZM249 156H252V161H250V165H249V167H250V169H249V171H248V167L245 169H243L244 170V173H243V170L241 171L240 169H239V165L242 163H244V162H246V158L247 157H249ZM253 156H254V159H253ZM256 156L257 157H260L259 159L257 158L256 159ZM137 157V156H136ZM193 157V158H192ZM263 157V158H262ZM18 159V160H17ZM198 159V160H197ZM256 159V160H255ZM16 160V161H15ZM253 160H254V162H253ZM242 161H244V162H242ZM13 163H15V165L13 164ZM196 163V164H195ZM259 163V162H258ZM258 163H256L257 165H259ZM196 165V166H195ZM246 170L249 172V174L246 172ZM254 170H257V171H254ZM18 171H19V173H18ZM21 171H22V173H26V174H24V175H22L21 174ZM26 171V172H25ZM203 171V172H202ZM29 172H30V174H29ZM33 174H32V173ZM89 172H92V171H89ZM245 172H246V174H245ZM16 173H18L20 176H21V179L22 178H24V181H25V179L26 178H28L27 179V183L29 182V185L30 186H33L34 188L35 187H39V185H40V187L43 189V190H45L46 191V193L48 192V193H50V192H53V194L55 195H53L52 193L51 194H48V195H50V197L53 199V198H55L57 201H59V202H61V201H64V204H65V206H64V204H63V206H60L59 204H57V205H55L54 203L53 204H51V205H53V207H55L56 208V210H55V208H53L54 210H55V212L57 211V210H59V209H61V210H59V213H54L53 212V209H51V205H50V203H49V205H47L48 207L50 206V208H49V210H51L52 211V213H51V211H48V207L47 208H45L46 206L45 205H42V207H43V209H42V212H41V214L39 215V216H37V217H40L41 218V216L43 217L42 219H40V218H37L36 216H33V215H31V213H30V205H33V201H31V200H33V199H29L31 196L28 194V192L26 193V192H24V194L27 196V198H25L24 197V195H23V193L21 192V189H22V191L24 190V189H26L27 191H29L31 188H33V187H31L30 189H28V184L26 183V185L28 186H23V188L21 187L23 184H24V181L22 182V184L20 185V189L18 188L19 186H18V184H20V183H18L19 181H17V180H19V179H16L17 178V176L18 175H14V174H16ZM37 173V174H36ZM30 176H29V175ZM35 174V175H34ZM255 174H256V176H255ZM34 175V176H33ZM260 175V176H259ZM262 175V176H261ZM20 176H18L19 178H20ZM23 176V177H22ZM28 176V177H27ZM247 176V177H246ZM26 177V178H25ZM33 179V181L34 182H32V180H31V178ZM43 177V178H42ZM245 177V178H244ZM29 178H30V180H29ZM36 178V179H35ZM15 180V181H14ZM215 180V181H214ZM51 182V184L52 185H54V186H51V184H50V182ZM213 181V182H212ZM208 182V183H207ZM247 182V183H246ZM3 185H2V184ZM50 187V189L52 190V191H48V187L47 186H45L46 184ZM204 183H205V185H204ZM245 183V184H244ZM250 185H249V184ZM44 184V185H43ZM43 187H42V186ZM247 187H246V186ZM3 186V187H2ZM103 186H105V188L103 187ZM249 186H250V188H249ZM44 187H47V188H44ZM100 187L102 188H104V189H106L107 187H108V185L106 184H102V186L100 185ZM99 187V188H100ZM130 187H132V186H130ZM129 186H126V187H124V190H129L128 192L129 193H131V192H133L134 190H136L137 191V189L136 188H134V187H132V188H130ZM253 187V188H252ZM256 187V188H255ZM40 188V189H41ZM53 188H54V190H53ZM246 188H248V190L246 189ZM47 189V190H46ZM49 189V190H50ZM57 189V190H56ZM104 189H102V190H104ZM133 191H132V190ZM227 189V190H226ZM229 189V190H228ZM59 190V191H60ZM219 190V191H218ZM232 190V191H231ZM254 190H256V191H254ZM25 191V190H24ZM104 191H106V190H104ZM131 191V192H130ZM224 191H226V192H224ZM259 191V192H258ZM30 192V191H29ZM44 192V191H43ZM138 192V191H137ZM227 192H230V194L229 193H227ZM233 192V193H232ZM255 192H256V194H255ZM258 192V193H257ZM8 193V194H7ZM58 193V194H57ZM134 194H135V191L133 192ZM132 193V194H133ZM225 193H227V194H225ZM243 193V194H242ZM250 193H252V195H257V196H255L254 195V198H253V196L251 197V196H249L250 195ZM254 193V194H253ZM241 195V197H239L238 198V196H240ZM261 194V198L262 199H260L259 198V195ZM19 195H20V197H19ZM22 195H23V197H22ZM32 195V194H31ZM52 195V196H51ZM77 195V196H76ZM138 195H140V193H138ZM231 195V196H230ZM235 195V196H234ZM245 195V196H244ZM246 195H248V196H246ZM33 196V195H32ZM222 196V197H223ZM77 197V198H76ZM226 197V198H225ZM234 197H235V199H234ZM243 197H245V199H243ZM251 197V198H250ZM255 197H256V199H255ZM25 200H24V199ZM31 198H33V197H31ZM67 198V199H66ZM69 198V199H68ZM80 198V199H79ZM241 198V199H240ZM63 199V200H62ZM71 199H74V200H71ZM227 199V200H226ZM77 200V201H76ZM81 200V201H80ZM94 200H96V198H94ZM233 200V201H232ZM238 200V201H237ZM240 200H241V202H240ZM252 200V201H251ZM16 201V202H15ZM78 201H80L81 202V204H80V202H78ZM194 203H193V202ZM233 203H232V202ZM235 201V202H234ZM258 201V202H257ZM260 201H262V202H260ZM198 202V203H197ZM197 202H195L194 201V199H189L188 201H185V203H184V207L185 208H192L194 211H195V213H197V212H199L198 210L199 209H201V212H203V214L204 213H206V216H207V214H208V211L206 210V206L205 205H201L200 204V202L197 200ZM52 203V202H51ZM97 203H99V205H100V203L101 202H97ZM89 204V203H88ZM90 204H92V203H90ZM72 205H74V206H72ZM85 205H86V203H85ZM20 206V207H19ZM75 206H78L79 208H75ZM100 206H102V208H104V209H108L109 211V213L110 212H113V214H114V212L117 214V215H119V216H121L122 217V219H120V221L122 222V225H124L123 223H125L126 222V220H124L125 219V217H127L128 215L132 218V220H133V218H134V221L136 220V223H137V219H139V218H143V217H145V218H148V216H150V215H148V213L150 214V212H149V210L148 209H146V207H143V208H139V209H136L137 207H135V211L134 210H128L129 208H127V207H121L123 210H122V212L120 213V211H121V209L119 208V207H107V206H105V205H103V204H101ZM105 206V207H104ZM22 207V208H21ZM63 207H65V210L64 211H67L66 213H68L69 211H68V209H70V207H71V209H70V214L72 213V216H70V214L68 213V214H66V213H63ZM72 207H74L75 209H72ZM2 208V207H1ZM163 208V207H162ZM183 208V207H182ZM24 209V210H23ZM103 209V210H104ZM131 209V208H130ZM134 209V208H133ZM141 209V210H140ZM145 210V212H144V215H146V216H143V213H142V215H141V213L140 212H142L143 210ZM165 211L167 210L168 211V208H166V207H164L163 208ZM172 209H174V208H171V207H169V212H171L172 213V211H175V210H172ZM2 212H3V210L2 209H0ZM44 210H47L46 212L44 211ZM72 210V211H71ZM28 211V212H27ZM130 211V212H129ZM2 212H0V213H2ZM62 214H61V213ZM132 212V213H131ZM129 213V214H128ZM131 213V214H130ZM139 213V214H138ZM64 214V215H63ZM115 214V215H116ZM122 214V215H121ZM124 214H127V215H124ZM175 214H176V212H175ZM175 214H174V217L176 218V220H175V223H176V221H177V219H178V221H179V223L177 224L176 223V227H178V228H182V229H180V230H178V229H176V227H175V229L177 230V231H169V232H167V234L165 235L166 237H168V234L170 235L168 238H164V237H160L159 238V240H158V242H157V244L156 245H159L160 243H162V242H164L163 244H160L159 245V247H156V248H159V249H162V247H164L165 246V243H167L168 241H167V239H174L175 237H176V235L175 234H177V237H178V234L179 235H181L182 233H184V231L185 230H193V231H195L196 229H198L199 228V226H200V224H201V222H199L200 221V219H202V216H199V220H197V218H195L194 220L192 219V220H189V219H183V217H181V216H179L178 215V213H177V217L175 216ZM28 215V218H26V216ZM54 217H53V216ZM123 215H124V217H123ZM131 215H134L135 217H132ZM142 216V217H137V216ZM173 215V214H172ZM48 216H51V217H48ZM32 217H34L33 218V220L35 219L37 222H39L40 220H42L43 222H45V223H47V224H44L46 227L44 228V227H42L41 229L43 230V239L44 238H46V236H48L47 237V240L45 239L44 241H43V239L41 238H37V236L35 235H33L32 237H31V234L32 233H34L33 232V230H35V229H33V227L35 228V227H38V224H37V226L35 225L37 222L34 220V221H31V222H33V226H32V223L31 222H27L28 220L27 219H29V220H32ZM36 217V218H35ZM26 218V219H25ZM50 218V221H48V219ZM52 218H54V219H52ZM203 218H205V216L203 217ZM63 219V220H62ZM65 219V220H64ZM91 219V218H90ZM96 218H92L91 220H89V221H91L90 222V224H94V227H93V224H92V229H91V231L94 229V232L95 231H97L98 232V230L99 229H96L97 228V226L99 227V223L97 222V219L95 220ZM180 219V220H179ZM26 220V221H25ZM94 220V221H93ZM16 221V220H15ZM14 221V222H15ZM60 221H62V222H60ZM93 221V222H92ZM120 221H118V222H120ZM207 221H209V219H207ZM21 222V223H20ZM22 222H24V223H22ZM41 222V221H40ZM117 222V223H118ZM121 222L120 223H118L119 224V226L117 225V223H116V225L118 226H116V225H114L112 228H113V230L112 229H110L109 227L111 226V225H108V224H100L101 226L99 227L100 228V230H102L103 231V227H104V225H105V229H104V231L106 232V230H108V231H110V230H112L113 231V234L111 235L110 233L112 232V231H110V233L108 232V234L110 235V237H112L113 239L111 240L110 239V237L109 236H107L106 237V234L105 235H102V237L103 238H109L111 241H113V243L111 242V241H109V242H111V245H113L114 246V242H116V243H118V240H119V238H120V234H121V240H120V244L122 243H124L126 240H124L125 238H123V237H125V236H127V235H125L126 233V231H128L129 232V236H131L130 235V233H132V231L134 230L135 231V229H134V227L136 226L135 225V222H134V224L130 221H127L126 223H127V226L126 227H124V226H122V225H120L121 224ZM29 223V224H28ZM42 223V222H41ZM70 223V224H69ZM130 223V224H129ZM10 224V225H11ZM40 224V223H39ZM49 224H51V225H49ZM56 224V225H55ZM69 224V225H68ZM95 224H96V226H95ZM130 226H129V225ZM132 224V225H131ZM32 226V227H30V226ZM43 225V224H42ZM48 225V226H47ZM68 225V226H67ZM126 225V224H125ZM7 226V227H6ZM103 226V227H102ZM116 226V227H115ZM122 226V227H121ZM128 226H129V228H128ZM56 227H57V229H56ZM72 226H70L69 228H71ZM115 227V228H114ZM187 227H189V228H187ZM191 227V228H190ZM8 228V229H7ZM51 228V229H50ZM53 228V229H52ZM55 228V229H54ZM103 228V229H102ZM118 228H121V230H119ZM122 228H123V230H122ZM128 228V229H127ZM22 229V230H21ZM29 229V230H28ZM47 231V233H45L44 231L45 230ZM60 229L62 230V228L60 227ZM67 229V228H66ZM65 229V230H66ZM96 229V230H95ZM127 229V230H126ZM133 229V230H132ZM185 229V230H184ZM6 230V231H5ZM32 230V231H31ZM52 230H54L53 232H52ZM60 230V231H61ZM68 230V229H67ZM100 230H99V235L100 234H102L103 232L101 231V233H100ZM182 230H183V232H182ZM50 231V232H49ZM59 231V232H60ZM122 231V232H121ZM124 231V232H123ZM181 231V232H180ZM8 232H10L9 234H8ZM16 232H22V233H29L30 235H25V234H22L21 235V237H20V234L18 233V234H16ZM49 232V233H48ZM54 234H52V233ZM55 232V233H54ZM58 232V233H59ZM93 232V233H94ZM104 232V233H105ZM117 232V233H120L118 236H116L117 234H115V233ZM4 233H6V234H4ZM135 233H136V231L135 232H133V237L131 236V240L133 241L134 240V242H135V239H137L139 236L138 235H135ZM185 233H186V231H185ZM55 236V238L52 236ZM59 234H61V233H59ZM58 234V235H59ZM94 234H96V233H94ZM97 234V235H98ZM128 234V233H127ZM250 234V235H249ZM262 234V235H261ZM46 235V236H45ZM98 235V236H99ZM135 235V236H134ZM249 235V236H248ZM24 236H27L26 238L24 237ZM101 236V235H100ZM105 236V237H104ZM118 237V239L117 238H115V237ZM138 236V237H137ZM261 236H263L264 237V222H263V224H260V225H258V226H256L254 229H252L248 234H247V239L250 241V243H253V241L255 242V246H256V241L258 242V241H261L262 240V237ZM2 237V238H3ZM49 237H50V239H49ZM52 237V238H51ZM174 237V238H173ZM35 238H37V239H35ZM127 239H128V237H126ZM130 238V237H129ZM25 239H27V240H25ZM59 241H57V240ZM108 239V240H109ZM162 240V242H161V240ZM264 239V238H263ZM49 240L52 242V243H50L49 242ZM63 240H64V242H63ZM71 240V241H70ZM107 240V239H106ZM123 240V241H122ZM131 240L129 239V241L127 240V242L128 243H130L131 242ZM165 240L167 241V242H165ZM170 240V241H171ZM31 241V242H30ZM137 241H138V239H137ZM58 242V243H57ZM10 243V244H9ZM11 243H13L14 245L16 244V246H19V248H22V251H21V249H19V248H17L16 246H14L13 244V246L11 245ZM126 243V242H125ZM123 244L125 247V250H123L124 248L122 247V245H120L119 244V247H118V245L117 244H115L116 246L114 247V248H112L111 246H110V244L108 243V241L106 242V244H108V246H110L112 249H114L115 251H116V253H114V252H112L111 251V248L110 247H108V251H109V253H110V251H111V254L113 253L114 254V257H118V260L119 259H121L120 260V262H121V264H125L124 262L126 261V260H128V259H126V258H129V255L127 254L128 253V247H127V244ZM159 243V244H158ZM0 244V245H1ZM26 244V245H27ZM38 244L40 245L39 246V248H38ZM49 244V245H48ZM54 244L55 245H57V247H56V250L57 251H61L63 254H66V255H63V254H61V253H59V252H57L56 250H55V246H54ZM64 245H65V247H64ZM161 245H163L161 248H160V246ZM23 246V247H22ZM44 246V247H43ZM58 246H59V248H58ZM2 247V246H1ZM5 247V246H4ZM52 247V248H51ZM29 248V249H28ZM110 248V249H109ZM120 248V249H119ZM1 249V248H0ZM32 249V250H31ZM46 249V250H45ZM54 249V250H53ZM65 249V250H64ZM75 249V250H74ZM86 249V250H85ZM6 250V251H5ZM30 250V251H29ZM53 251V252H50V251ZM121 250V251H120ZM232 250H234V249H231L230 251L233 253L234 251H232ZM43 251H44V253H43ZM64 251V252H63ZM119 252V255H118V252ZM229 251V255L230 256H232V253ZM41 254H40V253ZM56 252V253H55ZM121 252H123L124 253V255L125 256H127L126 258H124L123 259V257H125L123 254H121ZM127 252V253H126ZM20 253H22L21 255H20ZM87 253V254H86ZM91 253V254H90ZM54 254V255H53ZM59 256H58V255ZM112 254V255H113ZM115 254H116V256H115ZM14 255V256H13ZM28 255V256H27ZM48 255V256H47ZM78 255V256H77ZM121 255V256H120ZM137 255L138 254H135V255H133V257L132 258H129V260H133V261H126V263H133V262H135V263H133V264H150L151 263V256L149 257V254H147V257L145 258V262H143V260L141 261L139 258H137ZM56 257V258H53V257ZM86 256H87V258H86ZM263 256H264V251H263ZM60 257V258H59ZM139 257V256H138ZM18 258H21V257H18ZM53 258V259H52ZM73 258H75V260L73 259ZM79 258H81L80 260H79ZM144 258V257H143ZM142 258V259H143ZM78 259V260H77ZM84 259V260H83ZM90 259V258H89ZM105 260H103L102 259V261L101 260H98V259H94L93 261H90L89 260V262L88 263H86V264H94V263H98V264H114L113 262H112V260H110V259H108V258H104ZM117 259V258H116ZM123 259V260H122ZM149 259V260H148ZM125 260V261H124ZM237 260V259H236ZM101 261V262H100ZM81 262V263H80ZM91 262V263H90ZM112 262V263H111ZM143 262V263H142ZM128 263V264H129ZM195 264L194 262H191V260H188V262H187V264ZM85 264V263H84ZM197 264H199V263H197ZM202 264H206V263H202ZM250 264V263H249Z\"/></svg>",
    "mask_w": 264,
    "mask_h": 264
}]
</instances>
